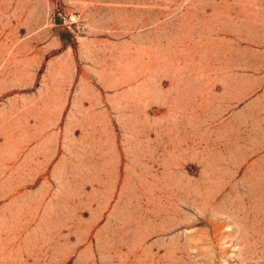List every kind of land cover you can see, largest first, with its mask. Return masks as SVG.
<instances>
[{
  "label": "rangeland",
  "instance_id": "374dc122",
  "mask_svg": "<svg viewBox=\"0 0 264 264\" xmlns=\"http://www.w3.org/2000/svg\"><path fill=\"white\" fill-rule=\"evenodd\" d=\"M0 264H264V0H0Z\"/></svg>",
  "mask_w": 264,
  "mask_h": 264
}]
</instances>
